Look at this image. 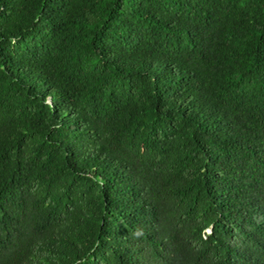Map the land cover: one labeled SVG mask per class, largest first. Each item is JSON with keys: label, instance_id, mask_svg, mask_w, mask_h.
I'll return each mask as SVG.
<instances>
[{"label": "trees", "instance_id": "16d2710c", "mask_svg": "<svg viewBox=\"0 0 264 264\" xmlns=\"http://www.w3.org/2000/svg\"><path fill=\"white\" fill-rule=\"evenodd\" d=\"M0 264H264V0H0Z\"/></svg>", "mask_w": 264, "mask_h": 264}]
</instances>
